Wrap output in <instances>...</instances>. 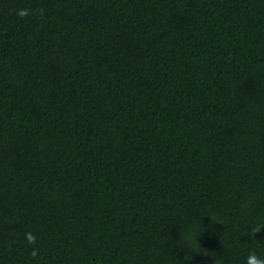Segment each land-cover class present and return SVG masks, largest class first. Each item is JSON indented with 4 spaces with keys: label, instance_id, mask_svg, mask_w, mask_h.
Wrapping results in <instances>:
<instances>
[{
    "label": "trees",
    "instance_id": "obj_1",
    "mask_svg": "<svg viewBox=\"0 0 264 264\" xmlns=\"http://www.w3.org/2000/svg\"><path fill=\"white\" fill-rule=\"evenodd\" d=\"M257 226L264 0H0V264H245Z\"/></svg>",
    "mask_w": 264,
    "mask_h": 264
},
{
    "label": "clouds",
    "instance_id": "obj_2",
    "mask_svg": "<svg viewBox=\"0 0 264 264\" xmlns=\"http://www.w3.org/2000/svg\"><path fill=\"white\" fill-rule=\"evenodd\" d=\"M39 9L37 10H30V9H18L17 10V15L20 18H24L30 14H33L34 12H38ZM262 229L261 226H257L252 229L250 235L255 239L256 234L259 233ZM215 264H218L217 261H215ZM245 264H264V257L258 256L255 251H251L249 255L246 257Z\"/></svg>",
    "mask_w": 264,
    "mask_h": 264
}]
</instances>
